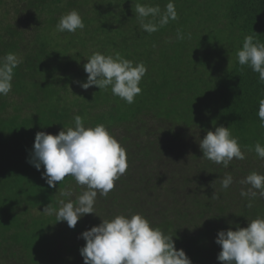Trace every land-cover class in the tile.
<instances>
[{"label":"trees","instance_id":"trees-1","mask_svg":"<svg viewBox=\"0 0 264 264\" xmlns=\"http://www.w3.org/2000/svg\"><path fill=\"white\" fill-rule=\"evenodd\" d=\"M168 2L0 0V57L15 53L23 61L14 70L12 90L0 96L4 264H84V231L137 213L173 236L192 264H222L218 231L264 218V197L248 207L249 198L240 194L250 187L241 180L252 172L264 174V159L254 150L257 142L264 146L258 117L264 83L236 55L248 35L264 44V0H173L178 19L145 32L136 4L163 11ZM72 10L85 28L57 32L60 17ZM94 52L144 63L147 72L134 103L114 96L111 88L80 87ZM76 115L86 127L105 125L126 150L129 167L106 197L98 193V216L86 214L70 228L43 210L75 202L86 186L66 177L49 187L43 165L37 170L29 161L37 132L56 135L74 128ZM219 126L230 127L246 156L234 158L228 168L204 159L199 146ZM228 174L233 184L225 190L221 181ZM69 190L72 196L61 194Z\"/></svg>","mask_w":264,"mask_h":264},{"label":"clouds","instance_id":"clouds-1","mask_svg":"<svg viewBox=\"0 0 264 264\" xmlns=\"http://www.w3.org/2000/svg\"><path fill=\"white\" fill-rule=\"evenodd\" d=\"M135 15L140 20V27L148 34L178 19L173 0H169L163 11L159 5L137 3ZM157 17L158 22H155ZM84 28L83 18L77 10L62 15L56 25V31L60 33L74 34ZM184 38L178 31L177 39ZM236 55L239 65L249 66L264 83V44L256 41L253 35H248ZM22 62V58L15 53L0 57V96H7L12 90L14 70ZM84 71L87 80L80 83L84 90L92 86L100 91L111 88L114 96L132 104L142 92L139 85L147 68L143 62L134 65L120 53L113 56L94 52L87 58ZM258 117L261 127H264V99L259 101ZM74 125L67 130L63 128L56 135L37 132L29 161L37 170L43 165L42 178L49 187H56V182H62L66 177H73L78 185L86 186L87 190L75 202L61 201L58 210L49 205L43 210L49 215L55 213L57 222L65 221L70 228H75L78 220L86 214L97 215L95 204L98 193L106 197L129 167L126 150L105 125L86 127L80 115L74 117ZM199 146L204 159L222 164L225 168L234 158H246L230 127L219 126L214 131H208ZM254 150L258 158L264 159V146L257 142ZM240 183L250 186L246 191L241 189L240 193L242 197L249 198L248 207H252L251 201L257 196L264 197V174L252 172ZM232 184L230 174L221 181L225 190ZM61 194L72 196L70 190ZM81 235L86 241L80 249L84 264H192L185 251L175 247L173 236L153 227L146 217L138 213L102 220L99 226H93ZM215 243L221 248L217 260L222 264H264V218L257 217L246 228L237 226L235 231L231 228L218 231Z\"/></svg>","mask_w":264,"mask_h":264},{"label":"rangeland","instance_id":"rangeland-1","mask_svg":"<svg viewBox=\"0 0 264 264\" xmlns=\"http://www.w3.org/2000/svg\"><path fill=\"white\" fill-rule=\"evenodd\" d=\"M0 264H4L3 260L0 258Z\"/></svg>","mask_w":264,"mask_h":264}]
</instances>
